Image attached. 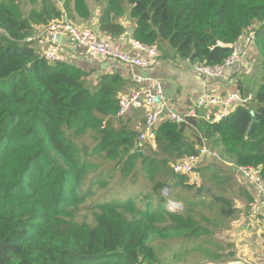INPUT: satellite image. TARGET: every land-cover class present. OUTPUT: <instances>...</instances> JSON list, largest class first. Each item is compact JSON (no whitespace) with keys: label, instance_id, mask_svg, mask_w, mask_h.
Wrapping results in <instances>:
<instances>
[{"label":"trees","instance_id":"16d2710c","mask_svg":"<svg viewBox=\"0 0 264 264\" xmlns=\"http://www.w3.org/2000/svg\"><path fill=\"white\" fill-rule=\"evenodd\" d=\"M93 2L103 3L101 33L123 36L129 18L135 42L194 67L224 65L252 31L260 85L227 117L167 118L141 145V131L118 116L126 80L108 74L94 83L92 73L70 63L40 60L30 41L37 27L64 15L90 19L88 0H29L28 10L22 0H0V264H175L188 257L200 264L233 256L217 238L239 217L236 200L250 211L247 186L214 159L194 169L195 179L172 165L207 146L264 178V0ZM95 159L105 163V180ZM115 174L113 187L127 193L135 186L137 196L122 202L106 191L92 203L90 222L71 217Z\"/></svg>","mask_w":264,"mask_h":264},{"label":"crops","instance_id":"0c3cea01","mask_svg":"<svg viewBox=\"0 0 264 264\" xmlns=\"http://www.w3.org/2000/svg\"><path fill=\"white\" fill-rule=\"evenodd\" d=\"M88 2L92 10L91 18L83 20L75 16V20L72 22L81 28L99 30V16L103 3L96 4L93 0H88ZM122 24L126 28V33L121 37L113 38V47L120 52L147 59L148 55L133 48V22L126 18ZM249 33L234 45V49L239 53L240 62L227 67L222 78H206L198 74L189 61L174 58L172 51H169L167 57L160 53L158 57L152 59L155 61L149 69L132 71L119 63L106 62L94 57L84 49L68 48L65 40H61V44L69 57V63L85 72L92 73L94 83L101 76L108 74H118L126 80L127 85L124 87L122 95L131 94L137 89L138 85L133 80L134 75L160 80L163 85L166 110L162 120L158 123L159 125L172 113L180 115L186 113L204 92L222 95L238 93L244 98L253 97L261 82V71L259 53L254 42L248 38ZM42 39V26H39L36 28L35 36L30 39L39 51L43 45ZM217 112L216 107H209L200 111L196 119L214 120ZM124 120L135 130L141 131L144 123V112L129 111ZM204 162L211 163L213 159L207 158ZM236 177L238 181L243 184L246 183L245 187L247 186V191L255 201L257 199L256 190L250 187L240 175L236 174ZM236 208L241 209L240 215L231 223L230 229L225 232L226 235H223L226 242L232 247L228 253L231 252L234 255L218 261H203L200 264H264V208L261 216H253L250 211L247 213L248 205L241 200H236Z\"/></svg>","mask_w":264,"mask_h":264},{"label":"built area","instance_id":"2783aa9c","mask_svg":"<svg viewBox=\"0 0 264 264\" xmlns=\"http://www.w3.org/2000/svg\"><path fill=\"white\" fill-rule=\"evenodd\" d=\"M42 34L41 57L52 64L69 63V57L64 52L61 40H65L68 48L84 49L94 57L106 62L119 63L132 71L149 69L155 61L152 59L159 55L156 48H149L135 41L133 42V48L148 55L147 59L120 52L112 45L113 37L103 34L99 30L78 27L68 19L67 15H64L62 19L52 20L48 25L42 26ZM248 38L254 41V32L249 33ZM239 62V53L235 50L224 65L212 68L198 66L195 67V71L206 78H222L227 67ZM133 80L138 87L131 94L120 95L118 116L124 117L132 110L144 112V123L140 136V144L143 145L155 136L156 126L162 120L166 110V102L164 101L163 85L160 80L142 75H134ZM251 99L252 97L244 98L238 93L222 95L204 92L186 113L182 115L172 113L169 119L177 124L188 123L190 119L198 118L200 111L209 107H216L218 112L214 120L219 121L235 111L238 106L249 102ZM158 100L159 103L157 102ZM207 158H212L233 168L250 187L256 190L257 199L252 203L250 213L253 216H261L264 208V178L259 169L237 166L207 146L200 148L197 154L185 156L174 163L172 169L176 174L193 175L194 169Z\"/></svg>","mask_w":264,"mask_h":264},{"label":"rangeland","instance_id":"374dc122","mask_svg":"<svg viewBox=\"0 0 264 264\" xmlns=\"http://www.w3.org/2000/svg\"><path fill=\"white\" fill-rule=\"evenodd\" d=\"M28 1L29 0H22V3H23L24 8L26 10H28L30 8V6L28 5ZM83 141H84V143H87V144L90 143L89 138H85ZM95 161L101 163L102 166L100 168V171H103L101 178H103L105 180V163L100 161L99 159H95ZM203 163H205V162H203ZM206 164H208V163H206ZM193 179H195L194 175H193ZM117 180H118L117 175L115 174L114 179H111V183L108 187L95 185L93 188V193L87 198L85 203L77 204L78 206L73 208L74 209L72 211L73 215H71V217H73L75 220L80 221V222H82V221L90 222L92 220V215L94 213V207L92 206V203H94L95 201H99L101 198H105V195L107 193L106 191H108L107 198H109L110 200H119L122 202L129 199V196H132V195L137 196V193H139V191L136 189L135 186L127 187L128 185H124V187H127L125 189L127 193H122L124 190L121 187H113L114 185H116ZM137 181H138V184L142 183L141 178H138ZM238 182L240 184H242V182H240V181H238ZM89 183H88V185L86 183L85 186H90ZM243 185L245 186L246 183ZM85 188H83V190ZM172 206L176 207V205H172ZM223 235H226V233H224ZM223 235H218L217 239L223 245V249H224L223 253L226 254V253H228V249L226 247V245H228V242H226ZM177 260H176L177 262L175 264H196V263H198V260H195L193 257H188V258H184V259H177Z\"/></svg>","mask_w":264,"mask_h":264},{"label":"water","instance_id":"95a60500","mask_svg":"<svg viewBox=\"0 0 264 264\" xmlns=\"http://www.w3.org/2000/svg\"><path fill=\"white\" fill-rule=\"evenodd\" d=\"M39 59L41 60L42 57H39ZM157 102L159 103V100H158ZM251 115L254 117L255 113L252 111V112H251ZM255 123H256V120L253 119L252 122H251V124H250V126H249V128H248L247 135L249 134V132L251 131V129H252V127H253V125H254ZM156 134H157V133L155 132V135H156ZM133 152H134L135 154H140V155L143 154L142 151H138L137 149H135Z\"/></svg>","mask_w":264,"mask_h":264}]
</instances>
